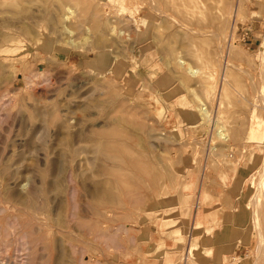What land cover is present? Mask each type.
I'll use <instances>...</instances> for the list:
<instances>
[{
	"label": "rangeland",
	"instance_id": "1",
	"mask_svg": "<svg viewBox=\"0 0 264 264\" xmlns=\"http://www.w3.org/2000/svg\"><path fill=\"white\" fill-rule=\"evenodd\" d=\"M252 3L0 0V264H264Z\"/></svg>",
	"mask_w": 264,
	"mask_h": 264
},
{
	"label": "bare ground",
	"instance_id": "2",
	"mask_svg": "<svg viewBox=\"0 0 264 264\" xmlns=\"http://www.w3.org/2000/svg\"><path fill=\"white\" fill-rule=\"evenodd\" d=\"M239 1V0H238ZM236 16V15H235ZM229 50H230V53H231V51H234V42L232 41L231 42V44H230V46H229V48H228ZM229 50H228V53H229ZM9 51V50H8ZM13 51V50H12ZM6 59V58H5ZM5 59H4V61H5ZM7 60V59H6ZM180 61V60H179ZM181 63V65H183V66H187V70H189V73H191L192 75H195L196 73H197V71H195V70H193V68H191L188 64H186L185 62H183L182 60L180 61ZM227 71V70H226ZM227 73V72H226ZM226 76V75H225ZM223 88H225V87H223ZM229 90V89H228ZM227 91V90H226ZM224 89H223V93L224 92H226ZM225 95V94H224ZM198 98V97H197ZM223 100V99H222ZM200 101V104L198 105V108H197V111L199 112V114H200V116H201V121H203L204 123H206V124H210L211 125V127L213 128V127H216V124L213 122V120H212V116H211V114H210V111L208 110V108H207V106H206V104L204 103V102H202L201 100H199ZM220 126V125H219ZM218 128H220V127H218ZM217 128V130H219ZM216 129V128H215ZM214 129V130H215ZM225 130V129H224ZM226 131V130H225ZM218 133H219V135L220 136H223L224 137V139H225V134L223 133V130L221 131V130H219V131H217ZM219 136V137H220ZM214 137V136H213ZM261 138H260V140L261 139H264V131H263V133H262V136H260ZM221 138V137H220ZM264 141V140H263ZM126 178V177H125ZM170 211V210H169ZM168 211V212H169ZM35 212V211H34ZM171 214V213H170ZM72 215V214H71ZM167 215V214H166ZM168 216H169V214H168ZM194 216H195V214H194ZM167 217V216H166ZM195 219H196V217H195ZM18 221V220H17ZM193 221H194V219H193ZM165 222V221H164ZM195 225V229L196 228H198V224H197V222L196 223H194ZM239 224H241V222L239 223ZM121 225V224H120ZM11 226V225H10ZM193 226V225H192ZM15 227H16V225H15ZM14 227V228H15ZM13 229V228H12ZM199 229V228H198ZM116 231V230H115ZM111 232V231H110ZM176 232H177V230H176ZM199 232H200V229H199ZM108 233V232H107ZM116 233H117V231H116ZM195 233L197 234V232L195 231ZM25 234H26V232H25ZM176 234V233H175ZM191 235H192V233H191ZM193 235H194V233H193ZM102 236V235H101ZM100 236V237H101ZM176 236V235H175ZM178 236V235H177ZM102 238V237H101ZM199 238V237H198ZM100 239V238H99ZM178 239V238H177ZM181 239H182V237H181ZM180 239V240H181ZM197 239V238H196ZM195 239V241H194V238L193 239H191L190 240V242H188L189 243V247H188V254H189V256L190 255H197V254H199L201 251L198 249L199 247H198V242H197V240ZM179 240V239H178ZM30 242V241H29ZM38 246V245H37ZM182 246V245H181ZM180 246V247H181ZM32 248V247H31ZM75 249V248H74ZM82 250V249H81ZM80 250V251H81ZM208 251V250H207ZM206 251V252H207ZM36 252V251H35ZM76 252V251H75ZM84 254V253H83ZM207 254H209V252H207ZM203 254H201V256H202ZM82 257V256H81ZM190 258V257H189ZM200 259H202V258H200ZM31 262V261H30ZM195 263V262H194Z\"/></svg>",
	"mask_w": 264,
	"mask_h": 264
},
{
	"label": "crops",
	"instance_id": "3",
	"mask_svg": "<svg viewBox=\"0 0 264 264\" xmlns=\"http://www.w3.org/2000/svg\"><path fill=\"white\" fill-rule=\"evenodd\" d=\"M252 5L254 7L252 8V11H251L252 22H250L251 24L248 26L249 27L248 29L250 30L249 39L259 37V34L262 33L263 27H261V26L264 22V0H253ZM252 40H253V42L255 41L254 39H252ZM192 225H194V221H193ZM188 260H189V257H186V255H185V264L187 263Z\"/></svg>",
	"mask_w": 264,
	"mask_h": 264
},
{
	"label": "built area",
	"instance_id": "4",
	"mask_svg": "<svg viewBox=\"0 0 264 264\" xmlns=\"http://www.w3.org/2000/svg\"><path fill=\"white\" fill-rule=\"evenodd\" d=\"M240 35L242 36L243 41H245L250 36V30L249 29L242 30Z\"/></svg>",
	"mask_w": 264,
	"mask_h": 264
}]
</instances>
